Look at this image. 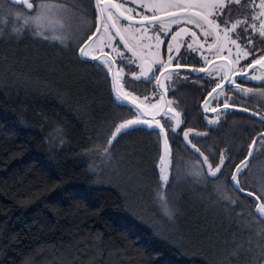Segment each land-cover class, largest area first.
<instances>
[{"label":"trees","instance_id":"obj_1","mask_svg":"<svg viewBox=\"0 0 264 264\" xmlns=\"http://www.w3.org/2000/svg\"><path fill=\"white\" fill-rule=\"evenodd\" d=\"M56 2L68 6L62 14L69 34L88 28L86 39L95 31V0ZM25 9L14 0L11 18L0 12V264H264V222L256 208V197H264V93L233 91L235 106L210 126L204 99L214 83L207 86L203 73L188 69L173 75L166 96L182 123L169 131L164 183L159 131L138 126L108 145L134 108L118 104L107 68L79 57L75 40L34 35L24 25ZM16 11L23 13L18 22ZM238 11L244 7L232 6L233 17ZM166 49L165 42L164 58ZM181 51L187 63L203 66L199 51ZM111 57L125 67L129 91L146 97L158 90L154 77L136 80L129 75L135 64ZM237 82L264 89L262 82ZM185 128L196 130L193 143L212 160L225 155L216 178L190 171L202 157L184 141ZM249 145L236 186L232 173Z\"/></svg>","mask_w":264,"mask_h":264},{"label":"snow or ice","instance_id":"obj_2","mask_svg":"<svg viewBox=\"0 0 264 264\" xmlns=\"http://www.w3.org/2000/svg\"><path fill=\"white\" fill-rule=\"evenodd\" d=\"M233 2L241 4V0H95V31L83 39L88 28H81L79 34H69L66 31L68 25L62 14L68 7L66 4L57 3L56 0L32 2L19 0L20 4L26 6L24 25L30 27L34 35L49 39L51 33L52 39L62 43L69 39L75 40L79 44V57L91 58L85 62H99L107 68L118 104L129 106L124 103L129 101L131 108H134L130 119L122 120L116 125L107 140L108 145H111L118 135L138 130L140 125H147L152 131L159 129L158 136L162 137L164 142V154L160 156L163 181L168 180L167 171L171 163L169 131L175 133L182 123L181 112L173 107L175 101L167 99L166 96L168 92L166 82L173 75L188 69L190 74L203 73L208 78L205 81L207 86L211 87L214 83V87H211V91L204 99L206 113L217 112V108L221 107L219 104L221 96L224 100V109L235 106L230 102L229 93L225 92V88L232 85H235L233 91L239 90L244 94L257 91L264 93V89L245 88L237 83L244 74H249L252 80L264 83V0L258 2L248 0V3L243 5L244 11H238L236 17L232 15ZM13 3L14 0H5L0 4V12H3L5 21L13 15ZM22 15L21 11L15 12L17 22ZM186 25H195L203 34L204 41L201 42L197 32ZM173 26H176L175 31H172ZM23 30V27L13 29L17 33ZM168 35L171 39L167 38ZM209 37H212L210 41ZM257 39L260 47L257 46ZM119 42H123L124 50L130 52L131 57H125L124 51L117 47ZM165 42L167 58L161 54V45ZM182 44H186L187 49L192 52L199 51L203 59L202 67L197 68L195 64L186 62L184 52L181 51ZM205 44L207 51L204 50ZM105 48L126 59L128 64H138L139 71L132 70L129 75L136 80L144 81L152 80L154 77L155 88L158 91H153L146 97L129 91L125 81V67L114 70L116 58H110ZM157 71L160 75H156ZM256 72H259V75H256ZM214 75L215 80L212 79ZM213 103L216 107H212ZM193 133H196L195 129L185 128L184 141L191 145L202 159L193 161L190 171L196 177L216 178L226 162L225 155L223 152L220 153L219 162L212 160L211 153L205 154L196 143H193L191 138ZM252 152L253 146L249 145V155L236 165V171L232 173V180L236 182V186H239L237 177L241 166L245 165ZM101 154L109 155L110 148L103 147ZM158 196L166 214L171 215L172 209L166 191L158 193ZM256 199L261 201L256 204V208L260 220L264 222V197L257 196Z\"/></svg>","mask_w":264,"mask_h":264},{"label":"rangeland","instance_id":"obj_3","mask_svg":"<svg viewBox=\"0 0 264 264\" xmlns=\"http://www.w3.org/2000/svg\"><path fill=\"white\" fill-rule=\"evenodd\" d=\"M242 1H246V2L243 3L244 5L248 3V0H241V3H242ZM257 2H258V0H257ZM234 5H235V7H236V6H237V7H240L241 10L243 9L242 4L237 5V4H235V3L233 2V3H232V6H234ZM192 26L195 27V25H192ZM195 28H196V27H195ZM196 29H197V28H196ZM197 32L200 33L201 37L203 38V40H202V41L200 40V41L203 42V41H204L203 34L199 31V29H197ZM208 39H209V41H210V40L212 39V37H209ZM118 40H119V38L117 37V41H118ZM113 43L115 44L116 42L114 41ZM185 45H186V44L181 45V48H183ZM163 46H164V43L161 45L162 55H163ZM166 46H167V43H166ZM186 46H187V45H186ZM117 47H118L119 49H121L122 51H124V55H125V57H131V53H130V52H127L126 50H124V48H123V42H119V43L117 44ZM204 50L207 51V45H206V44L204 45ZM166 51H167V53H168V50H167V49H166ZM105 52H107V53L109 54V57H110V58H111L112 55H115L116 57H118L119 60H122V61L127 62L126 59H124V58H122V57H120V56H117L116 53L113 52V51H112L111 49H109V48H105ZM145 52L147 53V49H145ZM213 60L215 61V58H213ZM135 65H136V64H135ZM118 67H119V66H118V64H117V62H116V64L113 65V68H114V70H115V69L118 68ZM138 67H139V65H138ZM255 74H256V75H259V72H256ZM159 75H160V74H159ZM172 77H173V76H172ZM213 79L215 80V75L213 76ZM240 79H243V80H249V81L254 82V83L261 82V81H259V80H252V79H250V78H249V74L241 75V76H240ZM237 83H238V82H237ZM172 84H174L173 81H172V78L166 82V86H167L168 90H169V88L171 87ZM234 88H235V85H232V86L229 87L228 89L225 88V92L229 93L230 102L232 101V94H233V89H234ZM157 91H158V90H157ZM236 91H239V90H236ZM115 96H116V93H115ZM169 100H170V99H169ZM124 103H129V104H130L129 101H125ZM220 103H222V105H223V103H224V100H223V97H222V96H221V98L219 99V104H220ZM220 106H221V105H220ZM173 107H175L174 104H173ZM212 107H216L215 103L212 104ZM177 110H178V109H177ZM204 110H205V108H204ZM223 110H225V109H221V107H220V108H217V112H216V113H213V112H211V111H208V112H207V115H206V121H207L208 125H210V126H217V125L220 123V120H221V117H222V114H223V112H222ZM166 119H168V118H166ZM209 121H213V122H212V123H209ZM162 122H164V121H162ZM140 126L148 128L147 125H140ZM179 127H180V126H179ZM179 127H178V128H179ZM156 130L159 131L158 128H156ZM160 150H161V154H160V156H161L162 154H164V142H163V138H162V137H160ZM169 166H170V165H169ZM169 166H168V171H167V174H168V175H169ZM160 167H161V160H160V162H159V174H160V179H161V170H160ZM161 181L164 182V183L166 182V181H163V180H161Z\"/></svg>","mask_w":264,"mask_h":264},{"label":"flooded vegetation","instance_id":"obj_4","mask_svg":"<svg viewBox=\"0 0 264 264\" xmlns=\"http://www.w3.org/2000/svg\"><path fill=\"white\" fill-rule=\"evenodd\" d=\"M130 6H131V5H130ZM182 26H185V25H182ZM186 26L191 27V28L193 29V31H196V32H197V29H196L195 27H193L192 25H186ZM174 31H175V30H174ZM197 34H198V36L200 35L199 32H197ZM167 38H168V39H171V36L168 35ZM186 39H188V38H186ZM182 45H184V44H182ZM184 47H187V46L185 45ZM197 51H198V50H197ZM161 52H162V51H161ZM161 54H162V53H161ZM135 68H136V71H139L138 64L135 65Z\"/></svg>","mask_w":264,"mask_h":264},{"label":"water","instance_id":"obj_5","mask_svg":"<svg viewBox=\"0 0 264 264\" xmlns=\"http://www.w3.org/2000/svg\"><path fill=\"white\" fill-rule=\"evenodd\" d=\"M186 38H188V37H185V39H186ZM84 59H86V58H84ZM87 59H91V58H87ZM114 93H115V92H114Z\"/></svg>","mask_w":264,"mask_h":264}]
</instances>
